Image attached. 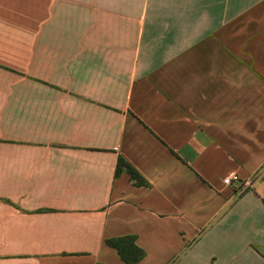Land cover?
<instances>
[{"label":"crops","instance_id":"crops-1","mask_svg":"<svg viewBox=\"0 0 264 264\" xmlns=\"http://www.w3.org/2000/svg\"><path fill=\"white\" fill-rule=\"evenodd\" d=\"M126 235L264 264V0H0V264H126Z\"/></svg>","mask_w":264,"mask_h":264},{"label":"trees","instance_id":"trees-1","mask_svg":"<svg viewBox=\"0 0 264 264\" xmlns=\"http://www.w3.org/2000/svg\"><path fill=\"white\" fill-rule=\"evenodd\" d=\"M126 172L135 180L138 186H148L146 180L124 159H118L115 169V174ZM106 245L113 248L120 259L126 264L137 263L145 256V251L135 243V236L126 235L120 237H112L105 240ZM103 264V263H97Z\"/></svg>","mask_w":264,"mask_h":264},{"label":"built area","instance_id":"built-area-1","mask_svg":"<svg viewBox=\"0 0 264 264\" xmlns=\"http://www.w3.org/2000/svg\"><path fill=\"white\" fill-rule=\"evenodd\" d=\"M237 182V178L236 177H228V178H224L223 179V184L224 185H230V184H232L233 182Z\"/></svg>","mask_w":264,"mask_h":264}]
</instances>
